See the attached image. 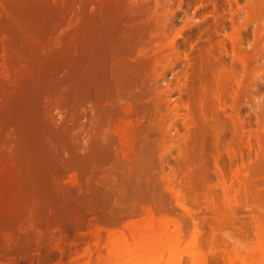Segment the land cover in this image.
<instances>
[{
	"label": "bare ground",
	"instance_id": "6f19581e",
	"mask_svg": "<svg viewBox=\"0 0 264 264\" xmlns=\"http://www.w3.org/2000/svg\"><path fill=\"white\" fill-rule=\"evenodd\" d=\"M147 1L0 0V261L11 264L35 250L43 256L29 263L46 264L57 250L58 264H74L79 257L77 264H185L184 251L154 250L160 226L167 227L169 214L175 211L168 206L171 175H182L197 166L196 172L185 176L184 189L174 193L176 205L186 212L191 208L178 198L182 195L189 200L198 194L207 183L210 165L219 174L218 186L228 207L240 204V194L239 201L259 195L254 185L264 173V99L255 97L257 106L253 107V80L246 71L257 60V42L246 49L234 48L232 59L243 68L240 78L233 77L237 76L232 65L217 61L212 33L207 35L209 45L197 48L193 62L186 60L183 67L173 70L177 60L171 56L179 51L175 41L195 22L183 19L168 37L165 30H157L167 28L159 9L163 2L153 0L149 5ZM259 1L248 0L243 6L253 11ZM256 10L254 16L259 13ZM236 29L238 39L240 26ZM225 34L234 40L235 34ZM168 69L172 71L166 78ZM209 86L215 90L209 92ZM176 90L179 103L172 97ZM245 102L250 103L257 127L255 133L248 129L243 145L252 153L254 137L258 149L253 150L254 162L237 169L245 177L236 175L244 185L239 194L225 183L220 154L211 159L208 152L230 133L233 138L226 153L236 160L232 145L243 136L245 120L239 107ZM229 107L231 112L226 110ZM180 116L185 132L177 126L172 131V123ZM182 135L178 145L182 159L175 166L167 164L166 170L163 156L169 141ZM220 201L207 206L214 215L221 211L220 220H226L223 224L238 227L227 220L232 212L225 214L228 210ZM262 208L258 211H264ZM191 223L185 255L190 264H210L215 243L202 241L205 229L201 222ZM146 224L151 232L140 236ZM184 228L186 223L174 222L176 243ZM225 233V239L232 237ZM86 234L93 244L87 243L84 249ZM259 240L255 244L259 256L253 259L264 264V243ZM207 243L209 251L203 247ZM104 247L105 255L101 253ZM251 252L228 256L227 261L251 264Z\"/></svg>",
	"mask_w": 264,
	"mask_h": 264
},
{
	"label": "rangeland",
	"instance_id": "374dc122",
	"mask_svg": "<svg viewBox=\"0 0 264 264\" xmlns=\"http://www.w3.org/2000/svg\"><path fill=\"white\" fill-rule=\"evenodd\" d=\"M152 1L153 0H149L147 2L149 3V5H152ZM159 1L166 4V5H164L163 3L161 4V2H160V4L162 6H160L159 9L161 12H163L162 13L163 19L164 20L166 19L165 22H166L167 28L159 27L162 29L158 28L157 30H160V31L165 30L166 33L168 32V37H170L174 33V30L176 31L177 29H179V27L183 23V19L189 20L191 22H193V21L195 22V23H192L193 25H190V26L184 28L181 31L182 36L177 38L175 41V46L179 49V51L173 52V54L171 56L172 59L177 60L176 65L173 66V70H178V68L183 67V65H185V63H186V60L189 62H193L194 61L193 59L195 57V53L198 50L197 48H200V49L202 48V50H203L205 47H207L209 45L207 35L212 33L214 36V40L212 39L213 40L212 42L215 45V48H217V50L215 51V54H216V56H219L217 58L220 59V60L218 59L217 61L218 62H221V60H222V62L224 61L223 63H225L226 66L232 65L231 67H233V70H235L234 72H236V76H237V77H235V76H233V77L235 79L240 78L242 75L243 68H242L240 61H238L236 59H234V60L232 59L233 58L232 54H234V48L236 49L237 47L240 46L239 48L246 49V48L250 47L252 43L257 42L258 46H256V48H255L257 51V57H256L257 60H255V64L252 65V67H250L246 70L248 73H250V76L252 77V80H253V86H252L253 88H250V93L253 96L251 103H252L253 107H256L257 106V99L255 97H259V98L264 99V46H263L264 45V0H260L258 2L259 4H257L260 6L255 7V10H256V8H258L257 10L259 11V13L257 12L258 14L256 16H254V13H253V11L255 12L254 8H253V11H251L252 8H251V10L248 9L249 11H246L244 6L248 0H201V1L200 0H180V1L179 0H170V1L166 0V2L164 0H159ZM200 3H201V5H200ZM167 9H169V10H167ZM250 11H251L250 14L251 15L253 14V16L248 15ZM246 13H248V14H246ZM0 15H1V13H0ZM235 21H236V23H235ZM169 24L170 25L172 24V26H170ZM210 26H212L214 28L213 29L214 32H212L213 30L210 31ZM239 26H240V29L238 30ZM241 27H243V28H241ZM235 29L240 32V33H238V36H239V37H237L238 39H236L237 34H235ZM238 31H236V32H238ZM226 32L227 33H233L232 35L235 34V37H234V40L236 41L235 44H234V40H232L231 37L229 38V36H227L225 34ZM197 35H199L200 38ZM166 38H167V36L164 38L165 40H163L164 43L167 42ZM163 42H161V43L163 44ZM216 44H217V46H219V48L223 47V48H221L223 51L219 50V48L216 46ZM232 44L234 46L236 45V47H233ZM191 45H192V47H190ZM257 48L259 50H257ZM224 49H227L226 53H225ZM227 52H228V54H227ZM179 66H181V67H179ZM171 71H172V69H168L166 71V73H165L166 78L170 77ZM182 80L183 79L181 78V81ZM207 89L209 90V92H212L215 90V88H213L211 86H209ZM210 89L211 90L214 89V90L211 91ZM180 90H181V95L185 99L186 88L183 87ZM172 95H173L172 97H175L176 103H179L180 94H179L178 90L173 92ZM229 99H232V98H229ZM229 102H231V101H229ZM262 107H263L262 112H264V104ZM226 110H227V112L232 111L230 107L226 108ZM176 111H178L179 113L184 112L183 109H176ZM239 115L245 121H244V125H243V136H242L241 140L233 143V145H232L233 150H235V152H236V160L232 159L233 160L232 161L231 158L226 153L227 143L229 141H231L230 139L233 138L232 134L227 133V131H226L227 134L224 137H222L217 148L213 149L212 153L208 152V154H209L208 156L210 157V154H211L212 155L211 159H212V157L215 156L217 153L220 154V156H218V155H216V156H218V162H219L220 166L222 167L223 177L225 179L226 185L229 187L232 185L233 187H235L239 190L238 193L239 192L241 193V191L244 189V185L242 183H240L241 181L239 182V179H242L245 177H243L241 174H238L237 169H241L242 166L249 163V161L254 162L253 160L255 158V156H254L255 154L253 152H255V151H253V150H254V147H255V149H258V143H257V141H255V139L253 137V140H252L253 141V149L251 151L252 153H250L251 155L248 154V150H247L246 146L243 145V141L245 140V135L247 134L248 129L251 128V132L253 131L252 133H255L254 132L255 130H253V128L257 127V124L254 121L255 116L252 112V109H251L249 102H247V103L245 102V103H242L240 105ZM185 117H186V115L184 114V118ZM184 118H182V116H180L177 120H175L172 123L171 130L173 131V126H177L179 128L180 132H185V128H184V124H183ZM224 118L227 119L228 116L224 115ZM183 139H184V136L182 135L181 137L177 138L174 141H171V140L169 141L170 144L167 147L168 153H166L163 156V163L166 165L165 166L166 170H168L167 164L170 166H173V165L175 166V163H179L180 159H182L181 158L182 156L179 153L178 145L183 141ZM250 164H252V163H250ZM196 167L197 166H195V165L192 166V168H189V170L187 169L184 172H182V175L178 174L175 177L172 175L170 176V178L172 179V184H171L170 192L168 194V206L170 205L169 207H171V208L173 207L172 209H174L175 211L170 212L169 223H168L167 227H164V225L160 224L161 226L159 229H160L161 233L159 234V236L156 239L154 250L156 252L161 251L164 253H166L167 250H169V249L170 250H177L180 252L184 251L182 263L190 264L188 256L185 255V251L187 252V250H189L190 244L188 246V243H189L188 241L191 238L190 236L192 234V227H191L192 223H191V221L195 220L196 222H201L203 224V227L205 229L204 230L205 234H206V236L208 235L207 237H205V234L203 232L204 237L202 235V241L204 242L203 238H205V242H208L209 244H210V242L215 243L214 244L215 246L213 245V247H214L213 250L215 251V257H213V259H211L209 261L210 264H212V263L213 264H230V263L231 264H241L238 259H234L231 262L229 261L230 262L229 263L227 261L228 256L234 257L235 254H237V253L238 254L239 253L245 254L249 251L250 252L252 251L251 253H254L252 256V261L250 263L251 264H257L258 263L259 264V262H256L253 259V257L257 258V256H259L257 251H256V249H257L256 247L258 246L257 241L260 239L264 243V239H263L264 238V211L260 210L261 213H258V212H260L258 210L260 208L263 209L262 207H264V173H262L259 176L257 182L254 185L255 186L254 189L255 188L257 189L256 191H258L259 195H256L255 197H250V198L248 197V199L243 200L245 202V203H243L242 200L239 201V199H241L240 198L241 194L239 193L240 196L238 197L239 199H238L237 204L240 203L239 204L240 208L237 210L239 205H235V204L231 203L233 205H230L231 207L230 206L228 207L225 204L226 201L224 199V194H222L223 190L221 189V187H219L220 186L219 185V174L215 171V168L213 167V165H210L208 167V170H210L209 171L210 175L206 179L207 183L204 182V184L206 183L208 186H204V184L201 185L199 190H197L198 194L196 193L194 196H192V198H190L191 200L190 199L184 200L182 195L178 198V202H180V203L183 202L188 207L191 208L190 212H186V211L180 209L178 207V205H176L174 193L176 190H180V188L184 189V187L186 186V184H185L186 180L185 179L188 177L187 174H189L191 171H192V173L196 172ZM214 171H215V173H214ZM236 175H239L240 178L238 179V177H236ZM185 176H187V177H185ZM211 199H213V200H211ZM221 199L224 201V203H223V201L222 202L220 201ZM216 201H220V205L221 206L223 205L224 207L223 206L222 207L226 208L225 210H228L225 214L232 212V215L231 214L226 215L227 218H229V219H227V218L226 219L228 221L230 220V223L233 221L235 223V224L234 223L233 224L235 226L236 225L238 226V227H236L237 229L235 227L232 228L233 227L232 224L230 225V223H228V222H227V224H229L232 227L226 226V224H223V223H226V220L224 221L225 218H222L225 215H223L221 217L222 219L220 220L219 216L221 215V213H220L221 211L218 210L219 212H217V215H214L216 212L211 211L212 209L210 210L209 207L211 204L209 202L215 203ZM216 203L219 204V202H216ZM218 204H217V206H218ZM245 205H246V208H245ZM247 205H249L250 207ZM241 206H242V208H241ZM247 207H248V210H247ZM255 207L258 209H255ZM220 208L221 207H219V209ZM232 208L236 211V213ZM250 208H252V209H250ZM225 210L222 209V212ZM253 210H254V212H253ZM249 211H251V214H253L252 216H251ZM213 212H214V214H213ZM254 213L257 214L258 216L257 215L255 216ZM216 216H218V217H216ZM253 216L255 219L253 218ZM233 218L235 221L233 220ZM214 219H216V223H214L215 222ZM217 220H218V222H217ZM174 222H181L183 224L186 223V228H184L183 235L181 237V240L178 243H176L173 240ZM215 224H217V225H215ZM206 225H208V226H206ZM224 226H226V228H223ZM211 227H212V229H211ZM228 227H229V229H228ZM209 231H210V233H209ZM226 231L229 233V235H232V237H234L236 235L235 236L236 238L233 239L232 237H230V239H228V237H227L225 239L226 236L224 237L223 234L226 235V233H225ZM150 232H151V227L149 224H146V226L144 225V227H142L139 234H141L140 236L145 237V236H148L150 234ZM167 232L169 233V235H167L168 234ZM259 232H261V233H259ZM73 233L74 232L71 230L69 235L72 236ZM221 233H222V235H221ZM212 234H214V235H212ZM211 235H212V237H211ZM128 237L130 239L129 235H128ZM91 238L92 237H90L88 234H86L85 237H83V240L85 242L82 243V247L84 245V247H83L84 249L87 247V246L85 247V245L87 243H88L87 245L90 244V247H91V244H93V242H92L93 239H91ZM103 238H102V241L100 240L101 243L104 242ZM211 238L213 239L212 241H211ZM214 239L217 242H215ZM233 240H240V242H244V240H246L248 242H246L247 244L245 243V245H244V243L239 244L238 243L239 241L236 243ZM208 243H207V245L209 246ZM203 245H204L203 247H205L204 250L209 251L211 246L208 247L206 244H203ZM234 245H235V247L233 248ZM247 245H248V247H247ZM82 247L80 249H82ZM236 247H238L239 249L237 248L238 250L237 249L235 250ZM207 248H209V249H207ZM215 248H217V250ZM249 248H250V250H249ZM84 249L80 250L78 253L81 254L82 251H84ZM106 252H107V248L104 247L101 250V253L103 255H105ZM37 253H38V251L32 250L31 253L25 259L24 258L19 259L16 257L11 264H30L29 263L30 260L32 261V263H35L39 256L40 257L43 256V254H39V253L37 254ZM67 255H68V252L65 251L63 253V257L66 256V257H64L65 260L68 258ZM57 256H59V253L57 250L56 251L54 250V255L53 254L49 255V257H48L49 259H48V262L46 264H54V263L58 264L57 263V261H58ZM92 256L95 257L96 253L94 252L92 254ZM81 259H82V257H79L78 258L79 261L75 262L74 264L79 263L81 261ZM101 263L103 264V261ZM101 263H98V264H101ZM0 264H8V261L5 259H1Z\"/></svg>",
	"mask_w": 264,
	"mask_h": 264
}]
</instances>
